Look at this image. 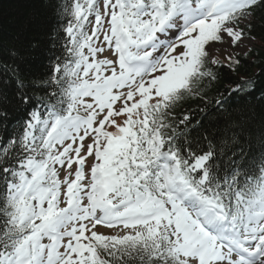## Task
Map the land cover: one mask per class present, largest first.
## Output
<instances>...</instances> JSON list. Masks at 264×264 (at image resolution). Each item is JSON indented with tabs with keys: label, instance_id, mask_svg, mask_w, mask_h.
<instances>
[{
	"label": "snow or ice",
	"instance_id": "obj_1",
	"mask_svg": "<svg viewBox=\"0 0 264 264\" xmlns=\"http://www.w3.org/2000/svg\"><path fill=\"white\" fill-rule=\"evenodd\" d=\"M12 2L0 264H264V0Z\"/></svg>",
	"mask_w": 264,
	"mask_h": 264
},
{
	"label": "trees",
	"instance_id": "obj_2",
	"mask_svg": "<svg viewBox=\"0 0 264 264\" xmlns=\"http://www.w3.org/2000/svg\"><path fill=\"white\" fill-rule=\"evenodd\" d=\"M0 7L3 8L4 13L6 16L14 17L19 12H21L23 9L20 5L12 2V0H4L3 4L0 5ZM253 71H259L258 65H253L248 67V74H251ZM226 84V81H221V86H224ZM186 107L196 108L197 107V101H189L188 105Z\"/></svg>",
	"mask_w": 264,
	"mask_h": 264
},
{
	"label": "rangeland",
	"instance_id": "obj_3",
	"mask_svg": "<svg viewBox=\"0 0 264 264\" xmlns=\"http://www.w3.org/2000/svg\"><path fill=\"white\" fill-rule=\"evenodd\" d=\"M98 230L101 231V232H105V233H108V231H109V230H104V229H101V228H99Z\"/></svg>",
	"mask_w": 264,
	"mask_h": 264
}]
</instances>
